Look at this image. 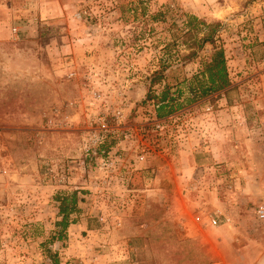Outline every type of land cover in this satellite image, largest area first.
Instances as JSON below:
<instances>
[{
    "label": "rangeland",
    "instance_id": "374dc122",
    "mask_svg": "<svg viewBox=\"0 0 264 264\" xmlns=\"http://www.w3.org/2000/svg\"><path fill=\"white\" fill-rule=\"evenodd\" d=\"M182 14L219 23L228 89L191 90L209 47L164 53ZM162 93L172 113L158 118ZM103 106L126 120L90 145L87 114ZM74 192L58 239V199ZM260 207L264 0H0V264H52L49 251L57 264H264Z\"/></svg>",
    "mask_w": 264,
    "mask_h": 264
},
{
    "label": "trees",
    "instance_id": "16d2710c",
    "mask_svg": "<svg viewBox=\"0 0 264 264\" xmlns=\"http://www.w3.org/2000/svg\"><path fill=\"white\" fill-rule=\"evenodd\" d=\"M159 16L161 17V14L153 18L157 19ZM180 17L183 19L182 27L176 29L180 35L179 37L173 35L171 41L164 45V53L167 57H171V49L175 46L177 47L179 43L180 45L182 43L186 46L189 53L183 55L180 60L190 62L197 58L199 52L209 47V55L203 56L199 62L200 75L193 78L195 85L194 87L192 86L191 90H193V92H198L200 96H207L228 89L231 86V82L228 77L225 50L219 39H217L219 23H207L189 14H182ZM172 25L176 26V23ZM199 33H202V37L198 36ZM163 69L165 68L162 65V69L153 74L150 83L151 86L160 82ZM165 101L166 94L162 93L160 103H158L159 105L156 108L158 118L172 113L170 109V102H172V100L169 99L167 103H165ZM58 200V212L61 219L55 226L59 229L57 238L60 239L62 236L61 231H65L68 228V215L76 211L77 194L74 192ZM47 253L50 262L52 264H57V254H52L50 251Z\"/></svg>",
    "mask_w": 264,
    "mask_h": 264
},
{
    "label": "built area",
    "instance_id": "2783aa9c",
    "mask_svg": "<svg viewBox=\"0 0 264 264\" xmlns=\"http://www.w3.org/2000/svg\"><path fill=\"white\" fill-rule=\"evenodd\" d=\"M12 33V38L14 40L18 39V29L12 28L11 30ZM93 93V101L95 104L102 105L104 99H102V96L92 92ZM125 94V92H124ZM126 101L125 97H122V101ZM125 109L122 106H114L112 109H110L109 106L105 107L103 106L101 109L97 110L96 113H89L87 114V120L89 126L93 127L95 126V129H90V133L88 134V139L87 142L91 145L97 144V145H102L106 142L107 138L109 137V134H114L116 133L115 129L109 128L107 125V120L109 117L113 119V121L116 124V127L118 128L121 124H123L126 120V115L124 113ZM209 111V109H207ZM173 117H169L167 121H171ZM50 124H53L52 121H50ZM162 122H157L156 123V129L160 130ZM131 138V134L128 133L124 135L125 140H129ZM138 161H144L146 158V153L143 151V153L139 154L137 157ZM257 217L259 220L264 221V208L260 207L257 210ZM212 226H217V220L213 219L212 221Z\"/></svg>",
    "mask_w": 264,
    "mask_h": 264
},
{
    "label": "crops",
    "instance_id": "0c3cea01",
    "mask_svg": "<svg viewBox=\"0 0 264 264\" xmlns=\"http://www.w3.org/2000/svg\"><path fill=\"white\" fill-rule=\"evenodd\" d=\"M198 16V15H197ZM239 110H240V106H235V107H233V106H227L226 105V101H225V105H224V110L221 112V114L222 113H224V116L225 117H227V114L228 115H231V112H235V114H233V118H239L240 117V114H239ZM259 110V107H257V114H256V116H257V119L258 120H261V117H259V112L260 111H258ZM15 122H17V120H16V118H12ZM19 119H22L21 117L19 118ZM18 119V120H19ZM1 120L3 121V120H7V121H9V120H11V119H9L7 116L6 117H3V118H1ZM28 121V119L26 118V117H24V121ZM235 121V120H234ZM232 122L231 124H233V126L235 127V129H239L238 127H237V123H235V122ZM172 165H170L171 166V170H173V172H175V171H178V168L176 167V164H174V163H171ZM158 173H159V171H158ZM161 174H162V171L160 172Z\"/></svg>",
    "mask_w": 264,
    "mask_h": 264
}]
</instances>
